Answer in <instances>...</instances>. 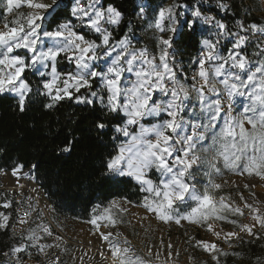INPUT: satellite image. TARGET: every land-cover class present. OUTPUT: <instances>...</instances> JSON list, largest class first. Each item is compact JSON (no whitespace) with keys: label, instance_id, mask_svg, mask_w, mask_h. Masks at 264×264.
Instances as JSON below:
<instances>
[{"label":"snow or ice","instance_id":"6c2138e0","mask_svg":"<svg viewBox=\"0 0 264 264\" xmlns=\"http://www.w3.org/2000/svg\"><path fill=\"white\" fill-rule=\"evenodd\" d=\"M0 2H4L5 11L9 15L22 6L32 10L26 17L22 15L21 18L13 19L11 22L5 20V30H0V93H15L19 97L18 104L21 112L25 110L26 94L31 91L29 85L21 80V75L27 67L36 68L37 65L51 67V79L43 83L44 94L50 96L53 102L46 105L48 108L65 98L72 99L73 93L70 89L74 88L76 92H79L82 87L90 88L91 81L99 77L108 93L104 107L109 113L123 112L127 117L126 126L118 127L116 131L131 137L127 144L120 145L118 154L109 160L106 165L107 172L113 178L125 176L134 178L143 191L151 194L150 200L145 197L142 207L154 213L161 221L175 219V222L180 224L181 220H187L190 223L205 226L217 238L220 233L215 231L211 223H208L209 220H226L227 217L220 214L226 208L233 213L243 215L239 208H230L224 204L223 199L217 207L207 188L201 194L194 185L185 182V176L190 175L189 169L200 160L194 152L197 143L207 139L204 132L196 129L199 127L214 129L216 122L222 118V126L218 132H213L212 142L205 150L214 153V158L222 157L225 166L233 169L237 167L238 161L246 158L247 163L242 168L241 174L247 172L250 176L255 174L264 179V62L258 63L253 69L247 58L237 51L245 45L246 36L235 34L237 39L227 58L218 54V40L215 43L208 39L202 41L205 52L198 61L197 77L199 79L193 77L197 82L192 85L191 91L196 93L201 104V111L210 113L209 121L202 126L193 124L192 134L181 135L185 124L178 117L190 93L189 89L177 81L169 65L168 49L172 47L173 36L179 31L175 26V5L161 7L156 14L154 28L161 33L168 31L173 34L167 39L163 36L158 37L161 54L159 63H156L155 57L149 58L147 49L130 51V42L127 38L119 41L114 47L109 45L111 33L103 27V24L119 25L122 13L113 6H108L106 9L98 8V0H73L71 13L81 21L87 18V26L100 34L101 45L86 40L83 35L73 31L69 23L60 24L54 31L41 28L38 22L46 19L41 12L52 15L61 7V0H53L51 5L44 3L43 0H0ZM220 7L225 8L223 3ZM141 11H143L142 8ZM191 15L193 19L186 22L189 30H194L196 21L203 19L205 23L212 24L217 29L218 37L227 34V26L223 22L216 21L214 17H202L199 8H195ZM166 20L171 21L173 26L165 28ZM239 28L241 32L251 30L253 34L264 35V27L257 24H250L245 28L241 23ZM101 46L110 48L106 55L111 57V62L107 65L106 71H97L91 64L100 59L97 49ZM18 49H25L31 55L27 58L15 55ZM112 52H116L114 57ZM62 54L74 60L77 71L74 75L68 74L63 80L64 86L60 88L57 87L60 76L55 62ZM260 55H264V48L261 49ZM137 62L139 67L136 66ZM206 64L209 67L206 68ZM124 65L127 67L125 68ZM234 69L237 71H233ZM125 71L133 73L136 77L131 87L127 88L121 86V77ZM242 73L246 75V79L242 78ZM217 84L222 88H218ZM155 92H160L169 98L166 101L152 102V94ZM206 92L215 94L217 99L206 103ZM91 95L97 97L98 93L92 92ZM237 95H246L250 103L244 108L241 116L234 117L231 114L232 103ZM221 96L227 99V112H224ZM121 97L124 98L123 102L120 100ZM75 99L77 103H92L91 99L80 96H76ZM99 99L103 103L104 97L99 96ZM222 112L223 117H221ZM160 113H166L169 118L152 127L140 125L137 134L129 132L127 126L139 124L141 119L147 116H158ZM245 124L250 128H246ZM95 127L103 131L106 124L97 122ZM149 136H153L154 139H149ZM177 143L184 147L177 150L175 148ZM64 151H70V149L66 147ZM177 151L182 152L183 157L177 155L173 158V153ZM177 165L180 167L176 168ZM32 167L35 170L36 166ZM152 167L166 177L159 185H154L146 177V171ZM212 167L215 168V165ZM22 169L23 165H16L11 169V175L19 180ZM216 171L219 172V169ZM0 174L8 175V172L0 169ZM210 185L214 189L220 188L219 184L211 181ZM186 196L189 200L195 201L196 206L192 207L186 216L170 215L169 210L173 209V205L177 201L185 202ZM8 206L10 205L7 203L3 205V207ZM246 206L253 212L257 211L251 205ZM118 207L119 205L113 202L104 209L103 217L94 216L88 223L99 231L101 225L98 221L103 218L107 221L103 227L115 228L118 221L110 212L112 208ZM120 211L126 210L120 209ZM7 219L8 217L5 216L4 220ZM253 219L258 220L260 226L264 227V218L253 216ZM119 222L122 223V221ZM229 222L236 223L234 220ZM0 227L5 225L0 224ZM241 230L254 235L252 226L242 225ZM43 231L51 235L48 228H44ZM99 235L102 240L108 242V251L116 264H143L138 257L128 256L131 252L129 247L121 246L126 245L127 240H115V237L120 236L121 233L109 231L100 232ZM234 235L236 234L229 232L225 235V239ZM27 239L35 242L40 237L31 235ZM198 243L205 251H218L215 244L206 241ZM32 246L38 245L33 243ZM25 247L14 248L13 254L24 251ZM39 247L42 250V246ZM213 260L218 264L216 255H213Z\"/></svg>","mask_w":264,"mask_h":264},{"label":"trees","instance_id":"16d2710c","mask_svg":"<svg viewBox=\"0 0 264 264\" xmlns=\"http://www.w3.org/2000/svg\"><path fill=\"white\" fill-rule=\"evenodd\" d=\"M72 3L73 0H61V7L55 13L50 16L44 13L46 19L41 21V28L54 31L63 22H70L74 30L86 40L101 45L100 34L90 29L86 20L77 23V19L71 13ZM221 3L225 6L224 9L220 7ZM168 4L176 6L175 26L179 29L177 34L171 35L173 44L168 49L169 65L182 80L192 84L193 81L189 78L199 67L202 41L215 39L217 36V29L212 24L205 23L203 19L196 21L194 30L188 29L186 22L193 19L191 13L195 8H199L202 17H214L216 21L227 26V34L217 36L222 54L227 55L230 50L232 51L237 37L235 34L238 33L247 37L245 45L239 51L247 58L253 69L258 63L264 62V55H260L261 49L264 48L262 36L253 34L251 30L241 32L239 28L241 23L245 28L250 24L264 27L261 0H102L104 9L113 6L122 13L119 25L110 27L109 45L114 47L123 38H127L134 48L147 49L148 55L161 54L158 40L161 35L153 25L159 8H165ZM12 18L5 11L4 2H0V25L4 24L5 20L11 22ZM164 26L168 28L173 25L171 21L166 20ZM106 48L109 46L99 47L97 55L101 57ZM16 54L26 58L31 55L25 49L17 50ZM56 67L62 74L76 73L75 64L64 54L57 58ZM93 68L97 71L104 70L100 59L95 61ZM50 72V66L37 65L36 68L25 69L23 77L31 91L26 94L23 112L19 109L17 96L9 92L0 93V169L11 170L19 164L25 167L36 164V181L51 202L54 220L71 218L88 223L94 216L103 217L104 209L114 198L132 205H143L145 197L150 200L151 194L143 191L134 178L127 176L113 178L107 172V163L118 154L120 145L126 140V136L117 132L116 128L125 127L127 117L123 112L109 113L104 107L108 93L100 78L92 80L90 88L82 87L79 92L74 88L70 89L73 93L72 99L65 98L48 108L46 105L53 102L50 96L44 94L43 83L50 80ZM241 75L246 79L245 74ZM92 92H97L98 96L93 97ZM76 96L91 99L92 103H77ZM99 96L104 97L103 103ZM242 100L250 103L248 97ZM198 108L199 103L194 102L187 110ZM156 121L149 119L146 122ZM97 122L106 124L103 131L95 127ZM220 127L217 125L214 129H209L207 139H211L213 132H218ZM128 130L130 133L136 132L137 124L128 126ZM66 147L70 151H64ZM212 165H215V168ZM244 165L245 160L242 158L237 162L235 169L226 167L223 158H214L213 153L210 164L207 161H200L191 170L203 184L209 167L212 168L213 176H224L241 174ZM216 169H219V172ZM147 176L159 181L162 175L152 167L148 169ZM218 192L220 194V191ZM7 200L11 201L10 209L7 211H11L12 219L5 227H0V264H17L8 256L9 253L17 244L25 243V251L19 253V257L25 260L30 253L31 244L22 235H14L12 226L17 203L1 190L0 210L4 209L1 203ZM194 205V201L177 203L174 210L183 212ZM220 214L227 219H212L208 223L216 221L222 227L238 229L240 214L233 213L227 208ZM233 220L236 223L229 222ZM106 222L103 218L98 221L102 226ZM226 243L232 244L233 239ZM208 255L207 258L201 259L202 264H217L213 260V255L218 257V264H264V236L242 237L236 240L233 246L229 248L221 246L218 251Z\"/></svg>","mask_w":264,"mask_h":264},{"label":"rangeland","instance_id":"374dc122","mask_svg":"<svg viewBox=\"0 0 264 264\" xmlns=\"http://www.w3.org/2000/svg\"><path fill=\"white\" fill-rule=\"evenodd\" d=\"M46 3L51 5L53 4V0H49ZM167 7H170V4H168L165 8ZM31 11L32 10L27 7L16 9V19L19 17V15H27ZM44 13L45 12L43 11L41 12L42 15H44ZM38 23H40V21ZM158 32L165 39L172 35V33L168 31L161 33L158 30ZM257 35L262 36L261 39L264 46V35H261L260 33H257ZM208 40H211L214 43L218 40L217 52L220 56L227 58L231 50L227 55L222 54L220 40L217 36L215 39ZM108 51H110V49L106 48L100 57L101 63L104 67L103 71H106L107 65L111 62V57L106 55ZM237 51H239V49ZM16 53L17 50L14 54L18 55ZM115 55L116 52H112V56L114 57ZM155 55L158 58L160 57V54ZM201 55L203 56V54ZM91 64L94 66L95 61L91 62ZM205 67L207 68L209 65L206 64ZM172 70L174 69L172 68ZM233 71L237 70L234 69ZM21 78H24L23 73ZM135 79L136 77L133 73L127 74L125 82L122 79L121 86L125 88L131 87L132 82H134ZM176 79L179 83L184 82V84L191 89L192 85L196 83L199 78L197 77V80H194L193 76L191 75L189 79L193 81L192 84L187 83L186 80H182L178 76H176ZM63 86V81L60 79L57 83V87L62 88ZM217 87L222 88V86L219 84H217ZM244 91L248 90L244 89ZM192 95H196V93H190L189 97ZM245 97L247 96L237 95L234 99L237 102H240ZM220 98H222V96ZM123 99V97L120 98L121 102H123ZM215 99H217L215 94L206 92V103H210ZM198 101L199 100H196L195 98H189L184 101V107L187 108V105L190 103H197ZM247 105L248 103L240 104V106L238 105L237 109L239 112L237 115L233 116H241L244 108ZM224 112H227V110ZM222 113L221 117L224 115V113ZM204 115L205 120L203 123L206 125L208 124L210 113L205 111ZM218 121L222 122L221 125L223 124L222 118ZM138 132L139 129H137V132H132V134H137ZM130 139V136L126 137V140L122 144H127ZM244 160L247 162L246 158H244ZM4 171L11 170L4 169ZM30 174L33 175V172H30ZM187 177L188 175L186 174L185 182L189 185H193V183H191ZM253 180H258L260 182L258 184L251 183L250 181ZM214 183L219 184L220 188L214 189L210 184L206 186L213 198V201L219 205V202L221 199H223L224 204L230 206V208H245V205L248 203V196L246 193L254 194L256 192L259 195L264 193V179H261L255 174L250 176L247 174V172L243 174L216 176ZM195 188L200 193L205 191L198 187ZM1 190L11 198H14L17 203L16 216L14 217V224L12 226L14 235H22L24 239L29 241L31 244L30 253L25 260L19 257L20 252L13 254L12 250L9 253L8 256L15 260L17 264H89L88 259L91 257H94V259L98 261L102 253L98 252V248L96 246L99 244L96 234L100 230L105 232L115 231L119 233H121V229L126 231L127 236H124L121 233L120 236L115 237V240H127L126 245H128L131 249V252L128 253V256L131 258L138 257L143 262V264H161L162 262H169L170 259L176 261L177 264H202L200 262L201 259L207 258L209 256L208 254L213 252L205 251L202 245L198 243L199 241H206L215 244L216 248H218L219 246L223 245L222 243H226L230 239L229 237L225 239L227 231L221 233L222 229L220 227L222 226H218L220 228L219 238H217L215 235L209 237V235L206 233L208 230L199 224L190 223L187 220H181L180 224H177L175 219L169 220L167 222L161 221L154 213L148 212L144 207H142V205H132L118 198L112 199L107 205V208L112 205L113 202H116L119 205L118 208H112L110 212V214L118 221L117 226L115 228H105L101 225L99 231H97V229L91 224L80 222L71 218H57L54 220L52 217L53 208L51 204H48L49 206L47 211L39 202V199L34 193L16 189L15 186L12 185V181L7 175L0 174V191ZM218 191H220V194ZM261 196L260 199L262 198ZM188 201L192 200L188 199ZM6 203L11 206L10 200L2 202L1 205L3 206ZM10 206L4 207V209L0 211V220L5 221L4 217L7 216V223H9V221L12 219L11 215L8 216L6 214V211L10 209ZM195 206L196 202L193 207ZM120 209H125L126 211H120ZM190 211L191 208L183 212H176L173 205V209L169 210V214L173 217L186 216ZM48 215L50 216L51 220L48 218ZM119 221H122V223ZM44 228H48L51 232V235L43 231ZM31 235L38 236L40 239L35 242L30 241L27 239V237ZM33 243L38 246H32ZM18 246H26V244L20 243L14 248ZM39 246H42V250ZM156 247L159 248L157 253L158 256L154 254V249ZM97 256L99 257L97 258ZM99 262L97 264H100Z\"/></svg>","mask_w":264,"mask_h":264},{"label":"crops","instance_id":"0c3cea01","mask_svg":"<svg viewBox=\"0 0 264 264\" xmlns=\"http://www.w3.org/2000/svg\"><path fill=\"white\" fill-rule=\"evenodd\" d=\"M47 1H49V0H43V2L44 3H46ZM261 2H262V7H263V13H264V0H261ZM73 4V3H72ZM100 6H102V0H98V4H97V7H100ZM23 8H26V6H22ZM22 7H20V8H22ZM19 8V9H20ZM15 14H16V9L9 15L8 14V16H12L13 18L12 19H16V17H15ZM42 15V14H41ZM21 16L22 15H19V17L17 18V19H19V18H21ZM76 18V17H75ZM77 19V18H76ZM64 23H69L70 25H71V23L70 22H63L62 24H64ZM5 24V23H4ZM4 24H1L0 25V30H5L4 29ZM40 24H41V21H40ZM71 27H72V25H71ZM103 27L105 28V29H107V31L108 32H110L111 33V31H110V27H111V24H107V23H104L103 24ZM72 30L73 31H75L74 30V28L72 27ZM76 32V31H75ZM123 39H125V38H123ZM122 39V40H123ZM128 41L130 42V40L128 39ZM135 50H138V49H136V48H134L133 46H132V44H131V42H130V51H135ZM149 56V58H152V57H155V59H156V63H159V58L155 55V54H151V55H148ZM73 61V60H72ZM73 63H75V62H73ZM55 66H56V62H55ZM125 66V68L127 67V65H124ZM137 67H139V63L137 62V65H136ZM56 70H57V67H56ZM174 71V70H173ZM57 73L59 74V76H60V79L63 81L64 79H66L67 78V76H68V74H72V73H65V74H62V73H60L58 70H57ZM175 73V72H174ZM127 74H130L129 72H127V71H125L124 73H123V75H122V77H121V81H122V79H123V81L125 82V80H126V75ZM175 76H177L176 75V73H175ZM129 78H131V77H129ZM21 80H23V81H25V79L24 78H21ZM26 82V81H25ZM181 82V81H180ZM27 83V82H26ZM181 84H183L184 85V87L185 88H187V89H189V92L190 93H193L192 91H191V89L190 88H188L185 84H184V82H181ZM9 93H11V94H14L15 96H17L15 93H13V92H9ZM192 96H194V97H192ZM192 96H190L189 98L191 99V98H195L196 100H198V98L196 97V95H192ZM18 97V96H17ZM169 97H167V96H163L160 92H155V93H153L152 94V102H160V101H166L167 99H168ZM221 100H222V104H223V106H224V111H226V110H228V107H227V103L221 98ZM199 102V105H200V101H198ZM223 114V113H222ZM169 117L167 116V114L166 113H160L158 116H147V117H145V118H143V119H141L140 120V122H139V124H137V129H139L140 128V125H143L144 127H152L153 125H156V124H158V123H161L162 121H164V120H167ZM149 119H156L157 121L156 122H152V123H148V122H146V121H148ZM178 119H181L183 122H184V124H185V129H184V131L181 133V135H185V134H192V132H193V128H192V125L193 124H195V125H198V126H202V125H205L203 122H204V120H205V115H204V112H202L201 111V108H198V109H192V110H187V108H183V111H181L180 112V115H179V117H178ZM221 123L222 122H219V121H217L216 122V126L217 125H219V126H222L221 125ZM245 127L246 128H249L250 126L249 125H247V124H245ZM197 131H200V132H204L205 133V135L207 134V132H208V130L209 129H205V128H203V127H199V128H197L196 129ZM137 132V131H136ZM152 137L153 136H149L148 138L149 139H152ZM211 139H205V140H203V141H201V142H199V143H197V145H196V147H195V149H194V152H195V154H197L199 157H200V161H207V163H211L212 162V159H213V153L212 152H209V151H206L205 149L207 148V146L209 145V144H211ZM184 147V145H182V144H179V143H177V144H175V148L177 149V150H179V149H181V148H183ZM251 153H249V155H250ZM177 155H179V156H181V157H183V153L182 152H180V151H177V152H174L173 153V158L175 157V156H177ZM171 162V161H170ZM247 162L245 161V164H246ZM211 166V165H210ZM176 168H179L180 166L179 165H177V166H175ZM147 172H148V170L146 171V177L148 178V179H150L152 182H153V184L154 185H159L160 184V182L162 181V180H164L165 179V177L164 176H161V179L159 180V181H155V180H153L152 178H150V177H148L147 176ZM189 173H190V175H188V179H189V181H191V183H193V185L195 186V187H199L200 185H202L199 181H198V178L193 174V172H192V170H189ZM206 173H210V176H209V180L211 181V182H215V180H216V176H213L212 175V168L211 167H209V169L206 171ZM207 175V174H206ZM208 179V176H206V179H205V181H204V183L206 182V180ZM146 187V186H145ZM219 197V196H218ZM185 202H188V199H187V196H186V198H185ZM177 203H181V202H179V201H177L175 204H177ZM174 204V205H175ZM0 211H2V210H0ZM1 213V212H0ZM213 226H214V229H215V231L216 232H219V230H220V228L218 227V226H221L218 222H216V221H211L210 222ZM0 224H4L5 226L8 224L6 221H2V220H0ZM217 228H219V229H217ZM207 229V228H206ZM224 231L222 230V232L221 233H223ZM208 235H209V237H211L213 234L212 233H210L209 231H207L206 232ZM222 244H224V243H222ZM223 246V245H222ZM219 247H221V246H219ZM218 247V248H219ZM217 248V249H218ZM212 254V253H211Z\"/></svg>","mask_w":264,"mask_h":264},{"label":"built area","instance_id":"2783aa9c","mask_svg":"<svg viewBox=\"0 0 264 264\" xmlns=\"http://www.w3.org/2000/svg\"><path fill=\"white\" fill-rule=\"evenodd\" d=\"M98 8H103V6H100ZM29 12V11H28ZM24 17H26L27 15H23ZM86 20V23H87V18H85ZM80 20L77 19V23H79ZM205 52V49L203 48L202 51H201V54H204ZM202 56V55H201ZM199 71V67L196 68L193 73H192V76L193 77H197V73ZM222 99L227 103V99L226 97L222 96ZM246 102V100H241L240 102H237L235 99L232 103V115H237L238 114V105L240 106V104H244ZM192 105V103H190L189 105H187V108H190ZM152 139H154V137H152ZM197 155V154H196ZM198 156V155H197ZM201 160V159H200ZM200 160L194 164L192 166L195 167L198 163H200ZM191 168V169H192ZM189 169V170H191ZM207 176H208V179L206 180L205 183H203L202 185H200L198 188H200L201 190H205L206 189V186L208 184H210V180H209V176H210V173H206ZM204 191H202L201 193H203ZM263 194V193H261ZM261 194L259 195L258 193H254V194H250V193H246L247 196H251V200L248 198V203L247 205H251L252 208L256 209L257 211L256 212H253L252 209H250L249 207H246L243 208V209H240L241 212L243 213V215H240V224H239V227L238 229L234 230V229H231L229 227H220L224 232L227 231V233L229 232H232V233H235L236 235L232 236V237H229L230 239H233V243L232 244H227V243H224L223 246L225 248H229L231 246L234 245L235 241L242 238V237H258V236H264V227H261L260 226V223L258 220H255L253 219V216H259L261 218H264V198L261 196ZM260 196L263 198L260 199ZM6 214L9 216L11 215V211H6ZM48 218L51 220L50 216L48 215ZM52 222V221H51ZM53 223V222H52ZM249 225V226H252V232L254 233V235H249L246 231H242L241 230V226L242 225ZM58 230V229H57ZM59 231V230H58ZM229 239V240H230ZM161 264H177L176 261H174L173 259H170L169 262H162Z\"/></svg>","mask_w":264,"mask_h":264},{"label":"bare ground","instance_id":"6f19581e","mask_svg":"<svg viewBox=\"0 0 264 264\" xmlns=\"http://www.w3.org/2000/svg\"><path fill=\"white\" fill-rule=\"evenodd\" d=\"M6 172H8L7 176L12 181V185L15 186L16 189L21 190V191H28V192L34 193L35 196L39 199V202L42 204V206L48 211V206H49L48 204L49 203L47 201L46 195L43 193L42 189L40 188V186L36 182L35 177H33L30 174V172H31L30 170L23 168L22 174H21L19 180H17V178H15L11 175V171H6ZM24 174H28V175H24ZM250 182L258 184L260 181L253 180ZM262 197L264 198V193L262 194ZM248 198L250 200L252 199L250 195L248 196ZM100 232H105V231L100 230L99 232H97L96 236H97V240H98L99 244L96 246L98 248V252H100L102 254L100 255V257L97 256V258L99 257L98 261H96L94 259V257H91L88 259V263L89 264H97L100 261L99 262L100 264H116V262L111 257L110 252L108 251V242L101 239V237L99 235ZM113 233H115V231H113ZM121 233L124 236H127L126 231H124L122 229H121ZM121 246L122 247H124V246L129 247L128 245H123V244ZM158 251H159V248L156 247L154 249V254L157 256H158V254H157Z\"/></svg>","mask_w":264,"mask_h":264},{"label":"water","instance_id":"95a60500","mask_svg":"<svg viewBox=\"0 0 264 264\" xmlns=\"http://www.w3.org/2000/svg\"><path fill=\"white\" fill-rule=\"evenodd\" d=\"M19 165H23V164H19ZM33 165H35L36 166V164H32L31 166H29V167H25L24 165H23V168H25V169H28V170H30L31 172H33V177H35V179H36V174H35V170H33ZM39 185V184H38ZM40 186V185H39ZM40 188L42 189V187L40 186ZM42 191H43V193L45 194V192H44V190L42 189ZM46 195V194H45ZM47 198V197H46ZM47 201H48V203H49V205L51 204V202H50V200L47 198Z\"/></svg>","mask_w":264,"mask_h":264}]
</instances>
